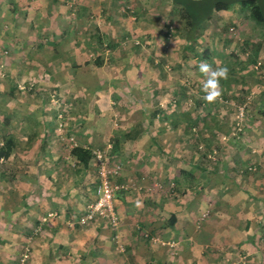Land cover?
I'll use <instances>...</instances> for the list:
<instances>
[{"label": "crops", "instance_id": "obj_1", "mask_svg": "<svg viewBox=\"0 0 264 264\" xmlns=\"http://www.w3.org/2000/svg\"><path fill=\"white\" fill-rule=\"evenodd\" d=\"M70 1L0 0V49H9L0 63L6 75L0 76V88L10 92L22 76L34 86L48 88L49 83L40 82L44 70L52 76L50 88L63 96L64 91L73 94L74 104L73 98L68 103L75 111L69 124L77 143L89 149L110 143L109 163L121 164L115 179L127 181L128 188L114 200L119 227L101 218L86 224L78 221L96 196L95 164L91 155L83 163L62 146L55 122L63 97H52L45 104L47 112L41 100L39 112L30 111L36 103L28 99L21 116L26 114L29 125L19 124L23 132L17 133L22 151L18 155L14 150L5 159L24 158L22 167L17 164L23 179L15 178L19 174L14 170L6 176L0 164V264H17L25 249L26 264H231L242 258L241 264H264L262 169L248 173L233 163L206 164L205 151L196 148L194 133L185 130V122L178 129L158 113L153 116L155 107L174 100L172 95L180 97L178 103H188V88L177 70L193 68L180 62V54L176 71L155 68L167 59L157 55L154 43L162 39L158 28L151 33L148 24L133 21L120 9L116 15L122 22L117 27L116 21H105L107 15L93 10L94 2L72 0L70 5ZM111 1L100 0L99 11H115ZM73 7L78 10L75 15ZM226 11L230 9L213 16ZM96 30L120 45L128 39L127 47L118 45L113 64H93L91 32ZM131 34L151 37V49L134 53ZM184 43L176 35L167 54ZM11 97L9 93L0 103V132L4 119L13 123L9 111L21 107ZM189 104L196 105L194 100ZM196 114L199 123L205 120ZM201 128L195 131L197 142L209 148L206 129ZM173 180L175 185L169 187ZM116 231L123 250L117 248Z\"/></svg>", "mask_w": 264, "mask_h": 264}, {"label": "rangeland", "instance_id": "obj_2", "mask_svg": "<svg viewBox=\"0 0 264 264\" xmlns=\"http://www.w3.org/2000/svg\"><path fill=\"white\" fill-rule=\"evenodd\" d=\"M89 1L95 3L93 10H95L97 14L103 15V17L107 15L105 21L109 20L111 23H114L116 21L115 24H117V27L122 21L119 20L121 17H119L118 19L117 16L119 15L116 14L119 9L120 10L118 12L123 11L122 7L126 8L129 6L132 7L135 12H140L139 20L150 26L151 33H153V30H156V28H158L157 34H159V36L162 38L159 44L155 43L157 48V55H166L165 58H167L171 65L170 71H176L178 69L176 65H174V62L176 63V59H178L179 54L181 55V46L179 47L177 44L173 48V51L175 53L172 52L171 54H167L166 52L170 49V42L175 38L176 35L172 34L170 36L169 41H167V29L169 28L172 29L171 31H174V29L180 24L179 17L174 13L173 15H171V7L170 2H168V0H112L110 4H115L117 6V9L115 11L109 10L108 13H105L104 11H99L98 5L101 7L100 0ZM154 2H156L157 4H155ZM247 12V9L241 10L237 5H235L233 9L231 8L230 11H226V13L218 15L217 18L213 16V20L211 21L210 25H207L205 30L208 31V33H212L213 31L215 33L214 36L217 40V43L216 45H214V47L216 48L215 51H218L219 54L214 55H216V64L220 66L221 64L219 63V57L222 54L228 55L229 53V49L227 48L228 43L226 40L228 26L234 27L233 31L235 36H237L238 34L239 37H244L247 39L251 38L260 41V44H258L259 50L258 54H256L257 57L255 62L258 67L253 68L251 63L249 64V66L246 65L243 68L235 66L233 68V72L237 76L236 78L239 80V82H237V84L232 83V87L230 90L233 91L227 92L226 94L222 92L221 96L213 103H208L204 101L202 107H197V105L192 106L191 104L193 102H191V104H188V107L182 105L183 103H179L176 105L175 108L180 111H186L191 117V120L192 118L196 119L194 124L192 122L193 125L191 130L193 129L194 131H197L198 128L202 130V125H197L196 113H198L200 117L202 116L205 119V125H203V127H205L206 129L207 144L209 146V150L206 151L204 158L206 164L215 163L212 160H216L218 162V165L224 166L227 163H233L232 167H235L236 165H240L241 162L243 163L247 161L249 163L251 161H255L254 164L256 165L257 171L262 169L260 171L264 172V66L261 64L262 62H264V31L263 28L257 25L248 16ZM169 20L171 21L170 23H172V25L170 27H167L166 25ZM212 41L211 39L209 40L207 38V40L203 42V40L199 38V40L194 42V46L198 47L202 51H205L204 46L207 45V49L210 46H213L214 43ZM62 47L63 44L60 45V48ZM256 49L257 48H255V50ZM253 54L255 55L254 51H251V55ZM4 59H6V57L4 58L3 56H0V61H4ZM192 60H190V63L186 62V65L187 67L193 68V75H190V77L198 81L201 79V77L199 78L198 74L195 75V63ZM161 65L163 66V64ZM251 66V69L253 70L250 69ZM1 68H3V66H1ZM155 68H161V66L159 67L157 65V67ZM41 72L42 73H40V75H43V77L41 78L42 80L40 82L45 80L47 83H49V89L46 90L50 93H53L52 91H56L50 88V76L44 70H41ZM106 73H108V70H106ZM5 76L2 75L3 78ZM27 79L25 76H22V78L19 79V83H28V81H26ZM185 79L186 78L182 80ZM40 87L42 88V86ZM20 91L21 90H19L16 85L13 86V89L10 92L5 90L3 87L0 88V103L5 102L4 99L9 97V93L13 95V97L11 98H15L16 101L20 103L19 105L21 107H18L15 112H12L11 110L9 111V113H11L10 117L12 118L13 123H9L8 125L4 126L6 130H8L9 125L10 128H12L13 126L15 131L19 135H21L23 132L22 127H19V124L29 125V122L26 120V114H23L21 116L22 110H26L28 108L27 107L23 109V103L25 104L27 103L26 101L28 99H31L34 104L36 103V106H34L35 109H33L32 107L30 111L33 112L35 110V112H39L37 109H39L38 107L40 102V95L38 93L35 94L31 90L23 92ZM43 91L45 90H42V92ZM65 92L67 91H64L65 96H63V94H59L56 91L57 94L54 95V97H63L65 104L67 103L69 105L68 102L70 101V98H73V94H67ZM244 97L246 98L244 99ZM173 98L174 100L176 99V101H178L180 97L172 95V99ZM72 102L74 104V98ZM243 103H247V105H244L243 115L240 119L238 118V123H236V113L238 106L243 105ZM73 107L71 108L70 113H74L73 111L75 110ZM15 108H17V106ZM43 110L47 112V109ZM0 112H3L1 108ZM24 115L26 121L23 119ZM30 123L32 124V121H30ZM183 125L186 126V124ZM176 128L181 129L180 126ZM63 145H65V143H62V146ZM23 159L24 158H22L21 156L17 157L15 160L0 159V164H2L3 166L2 171L6 173V176L10 177V175H13L12 171L14 170L17 172L16 174H19L14 177H18L20 180H22L23 178L21 175V171H19L18 167L22 165V162H25ZM244 159L246 160L244 161ZM17 164L19 166H17ZM10 167L11 172L8 171L10 170Z\"/></svg>", "mask_w": 264, "mask_h": 264}, {"label": "trees", "instance_id": "obj_3", "mask_svg": "<svg viewBox=\"0 0 264 264\" xmlns=\"http://www.w3.org/2000/svg\"><path fill=\"white\" fill-rule=\"evenodd\" d=\"M170 2H171L170 3L171 15H173V13L175 15H177L179 17L180 24L178 27H176L174 29V31H171L172 29H169V28L167 29L166 40L169 41L170 36L172 34L173 35L176 34L185 40V43L181 47L182 49L180 51L181 52L180 62H182V59L187 62L188 58L193 56L192 58L196 60V61H194L195 65H198L201 61H204V62L211 64L213 67L217 66V64H216L217 61L215 58H213L216 55L212 56L210 54L212 52V50H214L215 54H219L218 51H215L216 48L214 47V45H216V43H217V40L215 39V36H214L215 33H214V31L212 33H208V31H206L205 29H206L207 25L208 24L210 25L211 21L213 20V18H212L213 14H215L216 11H218V10H226V9H231V8L233 9L235 7V5H237L241 10L247 9L248 16L257 25H259L261 28H263V31H264V0H170ZM70 3H72V2L70 1ZM124 9H125V11H122V12L126 16H128V15L133 16V18L129 17L130 19H132L135 22L137 20H139V18H140L139 13L140 12H135V10L129 6L124 8ZM72 11L74 12L73 15L78 13V10L76 11L75 7H73ZM72 17H74V16H72ZM170 22H171L170 20L167 22V25H166L167 27L168 26L170 27L172 25V23H170ZM263 34H264V32H263ZM91 36H92V40H93V42H92V49H93L92 54H93V58H94L92 62L96 66L102 65L105 61L113 64L117 60V56L119 55V53H117L120 49L119 46H121L123 48L128 46V41H127L128 39H124V41H121V45H120V42L115 41V39L111 40V38H108L107 36L101 34L98 30H96V32H91ZM226 36L228 37V38L226 37V40L228 43L227 48L229 49L230 55H229V53H228V55H225V54L224 55L222 54L221 56L219 55L220 56L219 57V63L221 64V66H226L229 69L227 79H221V81H220L221 87L223 89L222 92H224L225 94L227 92L233 91V90H230L232 87V85H231L232 83L237 84V82H239V80L236 78L237 76L233 72V68L235 66L243 68L246 65L249 66V64L251 63L253 68L255 67V64H256L255 62H256V57H257L256 54H258V50H259L258 44H260L259 43L260 41L255 40V39H251V38L247 39L244 37H239L238 34H237V36H235L234 31L231 30L229 26H228V31H227ZM128 38H129V40H131V44H132L131 47L133 48V50H135L134 53H136V54H138L141 51L144 52L146 50L151 49V45L153 44L152 43L153 39L146 34H138L136 36L131 34L128 36ZM198 38L203 40V42H205L207 40V38L209 40L211 39V41L213 40L212 42L214 44H213V46H211V47H213L212 50H208V49H210V47L207 49V47H208L207 45L204 46L205 51H202L198 47H195L194 42H196L198 40ZM233 42H234V44H233ZM106 48H108V50H107L108 51V54H107L108 57L104 56ZM255 48H257V49L255 50ZM153 51H155V50H153ZM251 51H254L255 55L254 54L251 55ZM8 52H9L8 48H1L0 49V56H3L5 58L6 53H8ZM207 54H210L211 56L207 55ZM2 62H3V60L0 61V63H2ZM4 62H5V59H4ZM158 62L161 63L160 61H158ZM176 63L174 62V65L177 66L178 64H176ZM153 64H155L154 58H153ZM161 64H163V66L160 65L162 71H164V72L170 71L171 65L167 59L163 60V63H161ZM261 64L264 66V62H262ZM252 66L250 67V69L252 68ZM251 70H253V69H251ZM179 71H180L179 74H181V77H180L181 84L183 86L185 85L184 87L188 88L187 91H188V94L190 96V98H188V103H186L184 101L183 105L188 107L189 102L194 100L197 107H200V106L202 107V104L204 102V100L202 99V97L204 96V93L201 90V83H200L202 78L198 81L195 80L194 78H191L190 72L192 70H190V71L179 70ZM195 71L198 73V75L202 76V74L199 72V69L197 67H195ZM49 76H50L49 77L50 80L52 81V76L51 75H49ZM184 78H186V79L182 80ZM18 89L21 90L20 92L31 90L35 94L38 93L40 95V100L42 101V103L44 105V109L47 108V105H45V104L49 103L50 99L55 94H57L56 91H52L53 93H50L46 90L48 88H45V87L41 88L40 86H34L32 84L31 85L29 84L25 88H18ZM42 90H45V91L42 92ZM174 96H176V95H174ZM245 98L246 97H244V99ZM178 101H179V99H178ZM178 101L175 102V100H173L171 103H168L165 106L160 105L158 107H155L153 110V116H155L156 113H158L161 117L168 120V123L173 128L178 127V126H182V122H185L186 123V126H184L185 130H190V132L194 133V135L192 136V140H193V137H195L194 139L196 140V142H194V145L196 146V148L198 146L200 149L205 151V154H206V151L209 150V148L204 143H198L197 142L198 141L197 134L195 133V131L193 129L191 130L194 122L192 124V122L190 121L191 119L190 120L188 119V113L186 111H180V110L175 108L176 104H179ZM246 105H247V103H245V106ZM192 106H194V104ZM71 108L72 107L70 105H68L67 103L66 104L62 103L61 105L59 104V106L56 109L57 112L61 113V116L56 115L57 120L55 122L56 129L58 130V132H57L58 137H59V134L61 133V132H59V129H58V125H59L60 121H62L63 133L65 135L73 134L75 136V130L71 129L70 124H69V121H70L69 116H70V109ZM167 113H170L171 115L166 116ZM4 121L5 122L3 124V130H2V132H0V158H2V159L8 158L10 156V154L12 153V151H14V150L19 152L18 155L20 154V151H22L21 140L18 138L17 132L14 129H11L10 127L8 128V130H6L4 125L6 126L8 121H6V119H4ZM204 123H205V120H203L201 123H199L197 121V125H205ZM236 123H237V119H236ZM75 138H76V136H75ZM63 141L65 143V145H63L64 150L70 156H72V157L74 156L73 158H76L79 161L84 163L87 161V159H89V157L91 155L92 161L94 163L93 154H92L91 149L85 148L82 145H79L78 143L72 147H68V145H66V142L64 139H63ZM28 144H31V139L28 140ZM111 148H112V146L107 148V151H109V153L111 151ZM207 156H209V155H207ZM246 159H244V161ZM108 160H109V158H108ZM212 161L217 162L216 160H212ZM76 162H77V160L75 161V163ZM254 162H252V161L249 163L247 161H245L243 163L241 162L240 166L242 167L243 172L255 173L257 171V169H256V165L254 164ZM114 179H115V177H114ZM96 180H97V177L95 178V183H96ZM174 185H175L174 180H173V183L168 184L169 187H173ZM158 186H160V185H158ZM94 188H95V185H94ZM148 188L151 190L152 186H150Z\"/></svg>", "mask_w": 264, "mask_h": 264}, {"label": "built area", "instance_id": "obj_4", "mask_svg": "<svg viewBox=\"0 0 264 264\" xmlns=\"http://www.w3.org/2000/svg\"><path fill=\"white\" fill-rule=\"evenodd\" d=\"M71 4V3H70ZM231 30L234 29L233 26L230 27ZM0 65V76L4 75V69ZM258 65L255 64V67ZM30 83H18V88H25ZM31 85V84H30ZM54 97V96H53ZM55 98V97H54ZM244 105H239L236 113L237 123L238 118L240 119L243 115ZM58 116H61V113L58 112ZM59 138L64 139L68 147H72L77 144V139L73 134L65 135L63 133L62 121L58 125ZM111 144L107 143L105 147H92L91 151L93 154V159L96 167L97 180L95 183V198L86 204L84 211L79 216L78 221L80 223L86 224L95 220L96 218H101L106 221L110 226L117 229L119 227L120 219L116 211L114 200L117 193L123 189L128 188L127 181L124 180H115L114 177L119 176L121 172V164L119 162L109 163L107 148ZM210 155V154H209ZM206 215V212L202 213V217ZM115 241L117 242V248L119 250L124 249V245L119 242L117 231L114 233ZM157 237H153V241H158ZM173 241H168L171 243ZM28 249L22 253L17 264H26V259L28 257ZM241 260V261H240ZM240 260H233L231 264H241L244 262V258ZM240 261V262H239Z\"/></svg>", "mask_w": 264, "mask_h": 264}, {"label": "clouds", "instance_id": "obj_5", "mask_svg": "<svg viewBox=\"0 0 264 264\" xmlns=\"http://www.w3.org/2000/svg\"><path fill=\"white\" fill-rule=\"evenodd\" d=\"M202 74L201 90L204 93L202 99L208 103L215 102L222 94L221 79H227L229 69L226 66L217 65L213 68L207 62L201 61L195 65ZM139 203V201H137Z\"/></svg>", "mask_w": 264, "mask_h": 264}]
</instances>
